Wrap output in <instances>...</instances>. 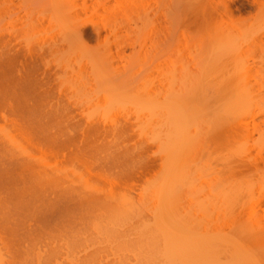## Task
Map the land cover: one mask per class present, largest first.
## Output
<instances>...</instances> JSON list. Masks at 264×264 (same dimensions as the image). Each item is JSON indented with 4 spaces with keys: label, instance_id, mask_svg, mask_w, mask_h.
<instances>
[{
    "label": "rangeland",
    "instance_id": "374dc122",
    "mask_svg": "<svg viewBox=\"0 0 264 264\" xmlns=\"http://www.w3.org/2000/svg\"><path fill=\"white\" fill-rule=\"evenodd\" d=\"M94 1L77 0V11H74L77 18L71 17V19L73 18L72 21H80L82 25L80 27L83 30L79 34L82 36L80 41H77L78 46H74L75 43L67 38L60 26L58 27L55 21L50 19L52 11L50 1L9 0L7 4L8 16L5 20H0L2 21L0 23H3L7 30L9 28L8 31H5L6 34L9 35L10 31V34L17 38L16 42L20 53L16 58L11 59L10 64L12 74L18 70V73L24 74L23 77H25L20 88L23 105L37 107V109L40 107L41 110L45 108L44 115L52 110L51 116L49 114L46 118L43 116L45 120L49 116L51 117L47 121L52 126H54L53 123L55 125L61 123L67 125L70 121L75 122L74 120L63 121L59 116L64 109L73 107L78 109L85 120L88 116H92L91 121H98L100 113L105 110L106 112L104 111V115L101 116L102 119L100 117L99 121H103V117L108 115L109 120L107 119V121L110 122L111 120L110 123L130 120L136 127L137 123L141 127L145 123H149L147 117L150 118L151 122L153 121L154 125L160 121L156 117H152L156 111L151 116L146 113V105L142 106L143 109L146 107L143 110L146 115L138 112L141 111L139 106L145 104L148 99L150 101L152 98V101L163 99L165 104L166 99H170L168 98L170 92V95L173 92L176 96L182 92L185 96L184 93H186L187 97H183L184 100L177 97L178 100L175 101L176 98H174L177 103L180 100L183 101L179 102L181 106L185 102L182 106L183 110L179 106L177 109L181 111L183 116L182 122L184 125L186 123V127H188L187 133H182L184 137L181 136L185 143L182 141L177 143L176 140L169 139L167 145L172 147L177 143L184 144V147L187 146L185 151L182 150L183 146H177L182 151L179 150V152L176 149V157L175 155L174 157L177 158L179 155L181 161L178 158L174 161L175 158L170 155L168 161L173 159L170 164L172 167L175 166L177 173L178 171L182 172V174L178 173L181 176L190 175L192 177L198 174L200 180L202 179L207 186L209 178L213 176L222 178L221 184L215 187L213 191L209 189V192L214 194L209 197L210 199L203 201L202 197L200 198L202 204L196 205L199 207L201 204L198 219H201V223L208 221L214 223L213 225L217 229L223 230L224 227L222 226H226L228 227L227 232H232L236 243L227 250L231 251L234 255L233 258L236 255L240 256L242 262L231 260L226 264H264V217L258 214L264 207V202L259 211L255 204L258 198L264 196V155L263 157L260 156V154H264V0H260V2L263 1L261 5L260 3L259 5L252 4L250 0H144L145 9L141 6L140 10L136 8L139 12L136 9L134 11L136 6L133 4L131 5L134 7L131 8L133 12L128 11L127 16L125 14L124 17L126 12L114 0L109 1L108 5L111 6V10L108 11L106 9L96 11L97 3ZM93 4H95L94 7ZM228 5L233 8L232 13L227 9ZM67 21H70V18ZM112 21L115 22L114 25L117 24L118 27H121L117 35L107 31L106 26H104L111 24ZM5 23H7L6 26ZM79 36L77 35V37ZM28 37H31L30 42H28L29 39L28 41L26 39ZM98 74H100V78L96 77ZM108 77L110 81H113L110 82ZM106 84H108L107 86L111 85L109 89ZM244 95L249 96L247 97L249 101L247 98H240ZM174 105L177 107L176 104ZM174 105L171 104L172 108ZM137 107L138 111L136 110ZM47 108L51 109L48 111ZM115 108L119 111L116 110V112ZM172 110L169 109L166 113L165 110H161L163 113L159 114V111L154 115H158V119L162 120L163 118L165 120L168 118L165 114L169 116L170 113L168 112L172 113ZM136 112L139 115H135ZM105 113L107 114L105 115ZM181 114H177L175 119L178 118V115L181 117ZM160 115L161 117H159ZM43 117L41 116V119ZM170 117L164 122L171 123L173 118ZM141 119L142 122H140ZM45 120L44 122H46ZM186 120L190 123H187ZM40 121L43 123V119ZM168 122L166 125L164 123L165 126H161L164 130L168 125L170 127H172L171 125H180V122L171 125ZM192 124L193 126H190ZM64 125L63 127H65ZM57 126L59 127V125ZM57 126H55V131H58ZM153 126L151 129L154 132L153 135H158H154L155 139L153 137L149 139L148 135V137L143 136V134L139 135L138 132H142V130L138 127L140 130L138 128H133V130L135 129L134 132L132 130L135 138L126 139V136H123L125 138L120 136V138L114 135V137L104 135L105 137L102 136V138L105 142L100 137L101 135L91 136L92 134L90 135L82 127L70 126L66 127L67 130L65 131L69 132L68 135L75 136V143L78 144L75 147H78L80 152L88 147L83 150L85 151L83 153L89 154V157L86 155L89 160H91L92 154L98 152L94 151L101 147L99 150L101 153L96 154L101 161H96L98 158L93 157L95 155L92 158L102 168L113 172L117 170L122 172V168L124 172L125 170L128 171L129 168V171L133 169L134 172V170L138 171L139 169L141 171L147 170L149 166L148 169L152 167V172H155L154 168L157 166L155 168L158 169L157 173L162 168V156L164 155L160 151L164 147H162L163 145L158 147L159 140L157 137L160 136V129L162 132L160 137L164 135V132L161 127L159 128V124H157V129ZM167 128L165 132L171 131V129L167 131ZM183 128L185 129L184 126ZM175 129L173 128L172 133ZM188 133L193 135L192 138L190 136V140L193 139L191 146L189 137L186 139ZM174 135V139H176L178 135L175 132ZM172 136L170 134V137ZM98 137L101 143H106L105 146L100 144ZM147 140L148 144L143 143ZM95 141L99 143L100 147ZM124 142L128 143L125 144ZM145 144L150 145V147L153 146L152 149L149 150V146L147 147ZM83 145L84 147H82ZM103 147L104 150H102ZM12 148L13 146L8 148L10 152ZM94 148L97 149L94 150ZM158 148L160 149L158 150ZM13 150V153L16 152L14 154L19 151V149ZM127 150L130 151L129 154L131 155H128L129 158L131 157L130 159L125 156ZM173 150L175 151V149ZM33 151L40 153V150ZM90 152L94 153L90 154ZM103 157L107 160L106 163L103 162ZM119 157H122V160L125 157L126 162L124 160L123 163L119 161V159L121 160ZM76 158L74 156L73 159L65 161L63 165L66 167L62 165L73 178L79 173L73 172V169L77 167L82 171L81 168H83L78 165ZM255 158H260V161L258 160L260 165L257 168L252 163ZM242 165L246 168H243ZM46 167V172L51 169L49 166ZM61 168L56 169L61 170ZM183 168L185 172H190L189 175L182 171ZM30 175L33 177L34 174L31 173ZM44 176L43 178H47ZM94 176L90 178L95 182L98 176ZM180 179L181 182L179 180L177 184L181 183L178 186L183 187V177ZM82 182L84 183V181ZM102 184L106 185L107 183ZM40 187L38 188L39 193ZM180 189L182 188H177L176 191ZM174 194H176L177 199L174 198ZM174 194L172 193V199L169 196L174 204L173 207V204H170L169 208L172 209H170L172 213L174 210H181L177 213L182 216L184 214L182 209L185 208L183 191L180 190L179 193L175 192ZM241 204H244L243 210ZM205 205L209 206L208 211H206ZM172 213L168 214V218L169 215L172 216L170 222L171 219L174 220L178 216L175 211L173 218ZM226 227L223 230L225 232Z\"/></svg>",
    "mask_w": 264,
    "mask_h": 264
},
{
    "label": "bare ground",
    "instance_id": "6f19581e",
    "mask_svg": "<svg viewBox=\"0 0 264 264\" xmlns=\"http://www.w3.org/2000/svg\"><path fill=\"white\" fill-rule=\"evenodd\" d=\"M46 1H50V5H52L50 19L53 22L55 21L58 27L60 26L62 32H64L67 38H69L71 42L73 41L75 43L73 45L76 46L78 43L77 41L82 36H79V34H81L83 30L81 29L82 25L80 21H72L73 18L71 19V17L77 18V14L74 13L75 10L77 11L78 7L77 0ZM95 1L97 4L96 6L95 4H93V7L95 6L96 11H101L102 9H106V11L111 10V6L108 5L110 0ZM114 1L118 6L120 5L122 7L124 12H126H123V17L125 16V14L127 16L128 11L133 12L131 8L134 7H131V5L134 4L136 6L134 8V11L136 8H139L140 10L141 6H145L144 0ZM250 1H252V4L254 3L258 5L259 3L260 5L263 3V1L260 2V0ZM8 2L9 0H0V20H5L8 16ZM229 5L227 9L230 13H232L233 8ZM230 7L232 8V10ZM67 17H69L70 21L72 22L67 21L69 20V18L66 19ZM66 21L69 23H67ZM113 23L115 22L112 21L111 24L109 23L104 26H106L107 31L117 35L119 30H121V27L119 26V28L117 24L114 25ZM6 24L7 23H5V26ZM6 30L7 29L4 28L3 23H0V264H226L231 260H238L242 262V258L240 256L236 255V257L233 258L234 255L231 253V251L227 250L229 247L234 246L236 243L232 236V232L230 230V232H227L228 227L222 226L224 228L226 227V232L223 231L224 228L223 230L218 228L220 230L219 231L216 226L213 225L214 223L208 221L204 222V224L203 222L201 223V219H198V212L201 209L200 205L202 204L200 198L202 197L203 201H205V199H210L209 197H212V195L214 194L212 192L210 193L209 189L213 191L215 187L221 184L222 178L219 176H213L209 178V184L207 186L202 179L200 180V176H198V174H196L197 176L193 175L192 177H190V172H185L184 168L182 169V171H184L185 174L187 173L189 176H181L182 172L178 171V173H181L178 174L174 168L175 166L172 167V165L170 164V162H173V159L171 161H168V158L170 156L174 157L175 155L176 157V149L178 151H182L187 146L186 145L184 147V144H177L178 142L181 143V141L185 143L183 140L184 134L182 133H187L188 130V127H186L187 124L185 123L184 125V122H182L181 120V118L183 117L181 111L177 110L180 107L183 110L182 106H184L183 104L185 102L182 104V106L181 103L179 104V102L182 100L179 99L180 101H178V103L175 102L178 100V98L184 100L183 97H187L186 93H184L185 96H183V92L179 93V95L176 96L173 92L172 95H170V92L168 96V98L170 99L165 98L167 100L165 104L162 101L163 99L161 101L159 99H154L152 101V98L151 101L148 99L145 104L139 106L141 111H138V107L136 108L139 113L145 114L146 111L149 116H151V114L155 111L156 112L154 114L158 113L159 111V114H161L163 113V111L161 110H165L164 112L166 113L167 110L170 109L171 111L173 109L172 113L168 112L170 113L169 116L168 114H165L168 118L172 114L171 117L173 119L171 117L170 118L173 121H171V123L168 121L166 122H168V124L170 125L172 123L177 124L180 122V125H177L178 127L176 125H171L172 127H170L167 124L168 126L166 127H170L169 129L167 128V131L171 129V131L169 132H171V136L173 135L172 137H170L169 132H165L166 127L165 130L161 127L162 125H166V122L164 121L168 120V118L165 120H163L162 118V121L161 119H158V115L155 116L154 114H152V117L154 116V118L156 117L158 121L160 120L157 124H159V128L161 127L162 131L164 132V135L160 137L162 134L160 129V136L157 137L159 140H157L159 145L158 147H161L160 145H163L162 147H164L160 150L162 155L164 153V155L162 156V168H159L160 171L156 173L158 169H155L157 167L155 166V168L153 167L155 172H152V165L150 166L151 170L148 169V166L147 170L145 169L141 171L139 169L140 172L139 170H134L133 172V169L131 170V172L129 171V168L128 171L125 170L126 172H123V168L121 169L122 172L118 171L117 169V171L115 172L110 171L106 168L100 167V165L96 162L101 161L99 159L100 157L98 158L96 156V154L99 155L101 153H99V150H101L99 143L95 141L98 143L100 149L95 150L99 147L94 148V152H98L96 154H92V156L95 155L93 157H97L99 160L96 158L97 160L94 161V158H92L91 155V160H89V158H87L89 157V154H86L88 155L86 157V155L83 153L85 152L83 150L88 147L84 148L80 152V149L78 147V149L75 147L76 145H78L77 143H75V136L68 135L69 132L65 131L67 130L66 127H82L86 129L90 133V135L92 134L91 136L101 135V138L102 136L105 137L104 135H114L117 137L126 136V139H130L135 136L134 134H132L133 128L140 127L138 126V123L136 124L137 127L135 126V124H132L130 120L124 122L115 121L110 123L111 120L110 122L107 121L108 115L103 117V121H99L100 117L104 115L105 110L100 113L101 115L98 121H91L92 116H88L86 118V120L89 119L88 122L85 120L83 115L80 114L77 108L68 107L63 110L64 112L60 111L61 114L59 116L63 121L74 120L75 122L70 121L67 126L60 121H57L63 124L65 127H63V125L61 124H57L56 122L55 123L59 125V127L54 123V126L50 125V122L48 123L47 119L51 116L50 113L52 112V110L48 113L50 116L45 120L46 116H48V114L44 115L45 108L44 110L42 109V111L41 109H39V107V111L37 107L34 108L32 106H25L22 103V92L20 91V88L25 77H23L24 74L22 75V73H18V70L15 72V74H12L13 72L11 73L10 64L11 59L16 58V56L20 53V50L18 48V43L16 42L17 38L14 37V35L10 34V31L9 35L8 33L6 34ZM77 35L79 37H77ZM26 39L27 41L29 39L28 42L31 41V37H28ZM102 59L101 60L104 61V58ZM99 75L100 74L96 75V77L98 76V78H100ZM95 79L97 80V78ZM108 84H106V86ZM110 86H107V88L109 89ZM173 94L176 97H174ZM111 96L113 98V95ZM247 97L249 96H240L241 99H245ZM174 98H176L175 101ZM171 104H176L177 107H175L174 105V108H176V112L174 108H172L173 106H171ZM144 105H146L147 108L144 107L143 109L142 106ZM166 105H168L169 107ZM50 109L47 108L46 110L49 111ZM116 110L117 109L115 108V111ZM157 110L159 111L157 112ZM120 111L122 110L120 109ZM188 112L189 110L187 111V114ZM251 112H253L252 109ZM139 113L135 115H139ZM176 113H180L181 117L178 115V118L176 117L175 119V116L177 115ZM232 113L235 114L236 112ZM106 114L107 113H105V115ZM187 114L186 118L188 119ZM41 116L45 117L42 118L43 123L42 121H40L42 120ZM159 117H161V115ZM44 120L46 122H44ZM57 120H59V118H57ZM147 120L149 123L151 122L150 118L148 119V117ZM49 121L51 120L49 119ZM140 122H142V119L140 120ZM152 122L150 124L145 123L144 125H142L140 127L142 132L139 131L138 134H143V136L148 135L149 139H151L152 137L155 139V134L153 135L154 132L153 130H151L152 126L154 125ZM46 123H48L49 126ZM157 124L155 123L156 127L155 125L153 126L156 129L158 128ZM55 126H57L56 128L58 131L54 130ZM183 126L186 130L183 128ZM190 126H193V124ZM173 128L177 129H175V131H173L172 133ZM52 129L54 130V132ZM182 130L184 131L182 132ZM174 132L180 138L176 136V139H174ZM135 134H137V132H135ZM188 134L186 136V139L187 137H189L190 140L193 135L192 133H190L188 136ZM182 135L183 137L181 138ZM169 139L176 140L177 143L176 141L174 142L177 145H172V147L169 144L167 145V143L170 141ZM148 140L147 142L143 141V143L148 144ZM103 141L105 142L104 139ZM104 142H100V144L103 145ZM191 142H193V139L192 141L190 140V146ZM94 144L96 145V143ZM105 145L106 143L104 144V146ZM178 145L179 147L183 146L184 148L181 150V148L179 149V147H177ZM12 146L13 148L15 147L14 150L12 148L13 151H17V149H19V151H17V154H14L16 152L13 153L12 150V153L9 151ZM148 146L147 147L149 148V150H151L153 147L152 145V147H150V145ZM82 147H84V145ZM113 147H115L114 144ZM159 149L160 148H158V150ZM173 149H175V151ZM33 150H40V153L38 154V151H36L35 153V151ZM102 150H104V147ZM94 152H90V154ZM129 153L130 151L127 150V155L125 153L124 154L129 158L128 155H131ZM261 155L263 157L264 154H260V156ZM74 156L77 157L76 159L78 160V165H81L83 168H81L82 171L77 167V170L74 168L73 172L77 171L79 173L78 176H74L73 178L71 174L69 175V173L65 171V169L63 168V164L65 161L73 159ZM119 156L122 155L119 154ZM178 156L177 158L179 159ZM119 158H121V160L119 159V161H125V157L123 160L122 157ZM177 158H175L174 161ZM260 158H255V160H253L252 162L256 168L260 165ZM108 160L110 161V158H108ZM103 162L106 163L107 160L104 159ZM121 162L119 163L122 164L123 162ZM58 163L62 164L59 165ZM152 163L156 165V163H154L153 161ZM168 164H170L171 166ZM55 165H57L58 167ZM183 165L185 164L183 163ZM48 166L49 168L51 167V169L46 172L45 167L48 168ZM61 166L63 169L61 168ZM114 166L116 167V165ZM118 166L116 168H119ZM171 167L172 169H170ZM18 168L20 171L22 170V173H20L19 170L17 171ZM56 168H61L62 171L60 169L57 170ZM134 168L136 167L134 166ZM243 168H246V166ZM31 173L32 175L34 174L33 177L30 175ZM89 174H93L96 177L98 176L99 180L97 177V180L94 182V180L90 178L91 176L93 177V175L89 176ZM43 176H47V178H43ZM182 177V185H184V188L178 186L181 183L177 184L179 180V182H181L180 178ZM82 181H84V183ZM90 181L92 182V184ZM93 182L96 185H94ZM102 183H107L108 185ZM43 184L45 185V187ZM39 185L42 186L40 187ZM38 186L41 188L40 193L38 190ZM36 187L38 188L36 189ZM177 188L183 189H180L181 191H183L184 195V201H181H183L185 208L182 209L181 207V209L184 210L183 213L185 215L187 213L186 216L184 214H182L181 216L179 213H177V211H181H179V209L174 210V213H172V209L169 208L173 204V202L170 200V198L172 199L173 197L172 193H179L180 191H176ZM174 196V198H176V194H174ZM263 202L264 196H262L260 199L258 198L255 201L256 209L258 211L261 208ZM199 203L201 204L199 205V207H197L196 205H198ZM173 206L174 204L172 205V207ZM205 209L206 211H208L209 206L205 205ZM241 209H244V204H241ZM175 211L178 216L175 215L176 217L174 218ZM171 213L173 214V218L175 221L171 219L170 222V217L172 218V216L169 215L168 218V214ZM258 214L261 217H264V207L261 209V211L258 212Z\"/></svg>",
    "mask_w": 264,
    "mask_h": 264
}]
</instances>
